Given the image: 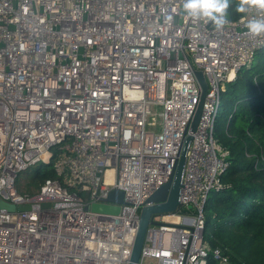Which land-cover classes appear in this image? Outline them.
Returning a JSON list of instances; mask_svg holds the SVG:
<instances>
[{
    "label": "built area",
    "instance_id": "1",
    "mask_svg": "<svg viewBox=\"0 0 264 264\" xmlns=\"http://www.w3.org/2000/svg\"><path fill=\"white\" fill-rule=\"evenodd\" d=\"M254 18L264 11L217 30L183 0H0V200L15 206L0 207V264H127L140 208L170 180L198 105L194 69L208 87L180 206L154 216L137 264H229L203 240V205L228 166L214 137L221 91L264 49ZM53 157L58 178L17 190L21 171ZM112 188L119 212L91 211Z\"/></svg>",
    "mask_w": 264,
    "mask_h": 264
},
{
    "label": "trees",
    "instance_id": "2",
    "mask_svg": "<svg viewBox=\"0 0 264 264\" xmlns=\"http://www.w3.org/2000/svg\"><path fill=\"white\" fill-rule=\"evenodd\" d=\"M239 2L231 0L227 18L241 15ZM221 105L214 137L228 152V166L220 176L222 188L210 192L203 205V240L220 249L229 264H264V49L225 83ZM53 160L21 171L17 190L34 194L46 179L58 178ZM23 173L31 176L22 184ZM207 260L218 264L211 254Z\"/></svg>",
    "mask_w": 264,
    "mask_h": 264
},
{
    "label": "water",
    "instance_id": "3",
    "mask_svg": "<svg viewBox=\"0 0 264 264\" xmlns=\"http://www.w3.org/2000/svg\"><path fill=\"white\" fill-rule=\"evenodd\" d=\"M195 77L201 87V93L198 105L193 114V117L189 123L187 134L185 135L179 155L176 159V164L173 169L170 180L160 187H158L141 206L139 211V220L136 229V234L131 248V253L128 258L127 264H137L140 257V252L145 240L147 228L149 224H157L154 216L175 212L180 206V191L183 187L182 175L185 163V156L192 139L191 132H194L197 128L205 94L207 92V81L201 70L194 69ZM106 202H93L90 204V210L93 212L117 214L120 210L119 203L123 202V191L117 188H112L108 192ZM0 207L13 210L15 206L13 204L6 203L0 200ZM21 210L28 209L29 205H21Z\"/></svg>",
    "mask_w": 264,
    "mask_h": 264
},
{
    "label": "clouds",
    "instance_id": "4",
    "mask_svg": "<svg viewBox=\"0 0 264 264\" xmlns=\"http://www.w3.org/2000/svg\"><path fill=\"white\" fill-rule=\"evenodd\" d=\"M231 0H183V10L187 18L211 22L217 30L227 23V10ZM249 7H256L264 11V0H240L236 7L237 12H245ZM169 21L171 17L167 18ZM250 35L259 36L264 33V18L252 19L246 25Z\"/></svg>",
    "mask_w": 264,
    "mask_h": 264
},
{
    "label": "rangeland",
    "instance_id": "5",
    "mask_svg": "<svg viewBox=\"0 0 264 264\" xmlns=\"http://www.w3.org/2000/svg\"><path fill=\"white\" fill-rule=\"evenodd\" d=\"M222 110V105L220 106L219 108V112ZM30 174L29 173H23L21 176H20V180H21V183L23 184L24 181H26L27 179L30 178Z\"/></svg>",
    "mask_w": 264,
    "mask_h": 264
},
{
    "label": "bare ground",
    "instance_id": "6",
    "mask_svg": "<svg viewBox=\"0 0 264 264\" xmlns=\"http://www.w3.org/2000/svg\"><path fill=\"white\" fill-rule=\"evenodd\" d=\"M107 174H108V177L111 178V176H112V171L109 170V171L107 172Z\"/></svg>",
    "mask_w": 264,
    "mask_h": 264
}]
</instances>
